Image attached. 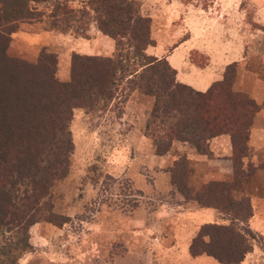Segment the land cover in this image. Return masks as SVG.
<instances>
[{
  "label": "trees",
  "instance_id": "16d2710c",
  "mask_svg": "<svg viewBox=\"0 0 264 264\" xmlns=\"http://www.w3.org/2000/svg\"><path fill=\"white\" fill-rule=\"evenodd\" d=\"M0 2V264H18L32 248L30 226L52 221L49 190L68 172L73 149L68 122L75 108L105 109L118 95L126 96L127 89H138L154 97L145 134L155 142L156 154L170 150L182 126L188 131L181 140L207 156L212 155L210 139L228 134L235 175L246 174L242 158L248 154V130L259 104L233 90L236 61L226 65L222 79L200 91L177 80L165 57L145 52L153 43L150 19L140 13L137 0H86L78 7L70 0ZM46 3L50 6H38ZM92 23L113 40V53L73 52L66 80L55 76L56 54L45 48L35 63L6 51L11 33L24 27L89 38ZM187 170L184 154L168 167L170 182L186 200L220 208L223 190L214 182L206 189L187 186ZM239 205L228 223L199 226L188 246L192 256L206 254L219 264H242L251 251L253 233L244 224L251 213L246 196Z\"/></svg>",
  "mask_w": 264,
  "mask_h": 264
},
{
  "label": "rangeland",
  "instance_id": "374dc122",
  "mask_svg": "<svg viewBox=\"0 0 264 264\" xmlns=\"http://www.w3.org/2000/svg\"><path fill=\"white\" fill-rule=\"evenodd\" d=\"M85 1L70 4L78 7ZM137 1L140 13L150 19L153 43L146 46L147 54L165 57L157 54H166L171 44L191 37L193 45L207 47L219 63L238 60L233 90L261 88L264 93V0ZM45 5L50 3L38 6ZM95 31L92 23L89 38ZM80 38L71 32L24 27L11 33L6 51L35 63L45 48L56 54L55 76L66 80ZM113 50L97 55L110 56ZM190 58L197 64L207 62V55L199 51ZM153 102L152 95L127 89L126 96L118 95L105 109H73L68 172L49 190L52 221L30 226L32 248L18 264H174V236L186 231L185 213L197 206L170 182L168 167L184 154L187 186L206 189L214 182L223 190L220 210L230 216L239 208L241 190L257 180L252 166L244 175L222 178L216 164L205 157L200 160L199 153L181 140L188 131L183 126L174 134L170 150L156 154L155 142L145 134ZM177 220L184 226L180 231ZM252 238L258 240L254 233Z\"/></svg>",
  "mask_w": 264,
  "mask_h": 264
},
{
  "label": "crops",
  "instance_id": "0c3cea01",
  "mask_svg": "<svg viewBox=\"0 0 264 264\" xmlns=\"http://www.w3.org/2000/svg\"><path fill=\"white\" fill-rule=\"evenodd\" d=\"M171 9V8H170ZM91 38H80L78 52L86 54H103L109 55L114 49L113 40L102 34L99 31H95ZM192 39L184 38L171 44V49L168 53L163 54V51L157 55L165 56L168 62L176 70V79L180 82L191 85L193 88L205 91L214 81L223 78L225 67L232 61L238 62L237 59L225 60L219 63L214 59V55L204 45H193ZM202 52L207 55V62L204 66H198L191 60V54L193 52ZM240 73L237 71V74ZM237 76V75H236ZM238 78V77H237ZM237 80V79H236ZM253 89V88H252ZM236 91L245 92L250 98H253L258 104L263 102L264 93L261 88H254L253 90H245L241 87L235 88ZM209 146L212 151L211 156L198 154L199 159L205 157V160L209 164H216L217 173L222 178L230 180L235 177L233 170V162L231 159L232 145L230 136L228 134H221L213 137L209 141ZM247 148L248 154L242 158V168L252 166L257 180H253L248 189H242L241 196H246L249 200L251 213L244 223L257 237L258 240L252 238L251 251L247 252L242 264H264V108H259L253 115L252 121L249 126L247 135ZM262 164V165H261ZM249 177V176H248ZM254 178V179H255ZM249 179V178H248ZM252 179V178H251ZM195 208L188 209L185 216L188 215V223L180 224V221L175 222V226L184 227L189 234L186 235V231L181 234H176L174 240L177 245L174 246L175 253L174 264H219L212 256L206 254H199L192 256L189 253L188 246L191 239L196 234L199 226L203 223L216 222V223H228L229 214H226L220 208L212 206H203L199 203H195ZM241 225L243 223L241 222ZM187 228V229H186ZM190 229L191 232H190ZM176 257V258H175ZM181 257V259L179 258Z\"/></svg>",
  "mask_w": 264,
  "mask_h": 264
}]
</instances>
